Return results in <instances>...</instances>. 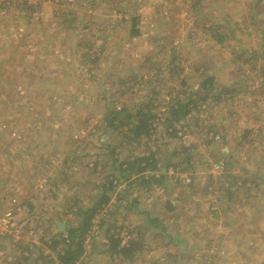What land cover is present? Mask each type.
Returning <instances> with one entry per match:
<instances>
[{
    "label": "rangeland",
    "instance_id": "374dc122",
    "mask_svg": "<svg viewBox=\"0 0 264 264\" xmlns=\"http://www.w3.org/2000/svg\"><path fill=\"white\" fill-rule=\"evenodd\" d=\"M144 103L153 135L107 127ZM150 152L161 182L113 163ZM112 173L78 264H264V0H0V264H61L57 220ZM116 230L146 249L114 256Z\"/></svg>",
    "mask_w": 264,
    "mask_h": 264
},
{
    "label": "trees",
    "instance_id": "16d2710c",
    "mask_svg": "<svg viewBox=\"0 0 264 264\" xmlns=\"http://www.w3.org/2000/svg\"><path fill=\"white\" fill-rule=\"evenodd\" d=\"M137 20V19H135ZM136 22V21H135ZM139 34V30L136 29L133 31V35L136 36ZM214 76L208 77L204 80V87L208 88L211 85L209 82H214ZM185 80V78H184ZM212 89V87H210ZM191 101L182 102L178 100L172 105V114L171 118L166 117V121L172 123L181 121L185 116H187L193 109L194 106H191ZM126 112V116H122V112ZM121 116V117H120ZM158 114L154 112L152 108H149L145 103L136 111L132 112L127 106H123L121 109H113L107 116L106 120L108 122L107 127H112L113 129H121L124 126H128V129L131 131L129 138L141 139L143 136H151L155 131L154 121L157 118ZM175 134V133H173ZM118 154V153H117ZM119 162V165L118 163ZM139 162V172L151 171L150 175H142L148 180H155V182H161L165 177V172L163 168H159V159L154 155L153 152H150L143 157H140L131 164H127V161H119L117 156L113 163L118 167V170L124 174L125 171H128L131 168H136L135 163ZM117 163V165H116ZM124 164H127L126 167H123ZM98 167V162L95 164ZM128 167V168H127ZM161 173L158 174L157 171ZM114 173L108 174L106 180L103 182V192L100 194L97 200H94L91 207L87 209H79L77 212L83 216L79 226H70L67 230H59L56 233V236L52 238L53 242L50 247L53 251L57 252L59 261L61 264H78L79 260L82 258V254L85 251L84 241L87 237V233L92 228L93 220L92 218L97 213L98 208L110 204L112 200V193L108 192L113 190L116 186L115 179L113 176ZM117 177V176H116ZM146 180L145 182H149ZM144 182V183H145ZM124 195V194H123ZM123 195H121L123 197ZM120 197V196H119ZM135 205V204H134ZM125 226H122V228ZM119 228V227H118ZM121 230V227L119 228ZM110 230V227H109ZM120 230L108 231V242L110 243V250L113 255L116 257H121L122 259H134L135 254L138 252H143L146 248L144 247L143 234L133 236L129 238L126 242L123 241V237L120 236ZM64 243V246L57 248L59 244ZM140 254V253H139ZM29 257H25V260ZM20 261L18 264H22Z\"/></svg>",
    "mask_w": 264,
    "mask_h": 264
},
{
    "label": "built area",
    "instance_id": "2783aa9c",
    "mask_svg": "<svg viewBox=\"0 0 264 264\" xmlns=\"http://www.w3.org/2000/svg\"><path fill=\"white\" fill-rule=\"evenodd\" d=\"M7 213H8V216H9V219H8L7 222H12V220L14 219L13 210H9Z\"/></svg>",
    "mask_w": 264,
    "mask_h": 264
},
{
    "label": "water",
    "instance_id": "95a60500",
    "mask_svg": "<svg viewBox=\"0 0 264 264\" xmlns=\"http://www.w3.org/2000/svg\"><path fill=\"white\" fill-rule=\"evenodd\" d=\"M57 224H58V226H59V228L61 229V228H65V226H66V223L64 222V221H59V220H57Z\"/></svg>",
    "mask_w": 264,
    "mask_h": 264
}]
</instances>
